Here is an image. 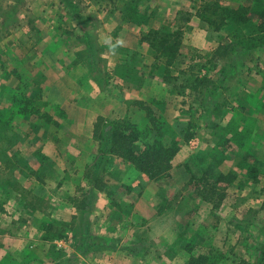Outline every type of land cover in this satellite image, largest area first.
<instances>
[{"label": "rangeland", "instance_id": "obj_1", "mask_svg": "<svg viewBox=\"0 0 264 264\" xmlns=\"http://www.w3.org/2000/svg\"><path fill=\"white\" fill-rule=\"evenodd\" d=\"M214 3L242 5L251 18L264 9V0H0V264H59L64 246L47 242L40 230L44 222L69 228L48 215L51 207L58 209L55 202L74 196L84 203L96 179L108 182L116 197L131 179L147 182L128 162L103 153L106 127L100 139L91 128L78 138L73 133L75 118L86 123L88 110L106 122L131 116L144 126L145 111L130 106L135 100L162 119V141L180 146L170 176L148 188L164 213L162 229L136 235L148 247L157 242L164 264H187L190 254L208 255L207 264H264V168L255 184L238 164L247 152L264 161V45L252 47L264 34L252 33L253 22L239 29L232 22L214 27L195 15ZM127 6L136 8L142 24L125 17ZM152 27L181 32L169 82L163 80V61L142 40ZM220 42L230 43L228 51L210 59ZM201 71L212 83L194 92L190 79ZM77 79L79 113L69 111L75 97H68V113L41 103L46 86ZM32 107L39 114H20ZM42 113L51 116L49 123ZM189 122L194 125L188 129ZM236 128L248 135L228 145ZM187 129L196 135L185 142ZM204 172L217 193L225 188L218 207V194L205 202L196 190ZM228 173L234 176L230 183L219 180ZM66 175L60 189L57 182ZM121 203L112 207L121 216L124 208L134 209ZM120 215L116 224H122ZM63 235L73 247L77 238ZM117 235L122 239V230ZM179 249L185 255L175 256Z\"/></svg>", "mask_w": 264, "mask_h": 264}, {"label": "trees", "instance_id": "obj_2", "mask_svg": "<svg viewBox=\"0 0 264 264\" xmlns=\"http://www.w3.org/2000/svg\"><path fill=\"white\" fill-rule=\"evenodd\" d=\"M130 20L137 21L136 23L142 24V18L138 19V13L136 8L126 7L124 13ZM246 9L240 5L236 8L223 7L219 4L206 5L203 4L200 9L195 12V15L200 18L202 21H205L207 24L214 27L218 25H224L227 23H234L235 28L239 29L244 24L251 25L255 34H264V9L256 11L252 18L247 16ZM134 18L136 20H134ZM215 19L220 20V24H216ZM239 27V28H238ZM258 39V38H257ZM142 40H145L149 46L154 50V57L157 60H162L163 64V80L169 82L174 78L172 75V69L176 63L177 58L180 56L182 48L181 32L180 29L175 31H170L165 27L160 29L150 28L146 34L142 37ZM255 41V38H253ZM259 42H255L252 47H259L264 45L263 37L261 36ZM230 43L220 42L211 53V58L221 57L228 51V46ZM191 66V65H190ZM181 73H185L183 70ZM192 75V74H190ZM190 79V78H189ZM187 79L186 81H188ZM190 89L194 92L201 91V87H206L212 83L210 81L208 74L204 71L199 72L194 77L192 76ZM216 92L215 88H212L211 93ZM18 93V92H17ZM18 95V94H17ZM20 95V94H19ZM25 103L33 104L31 100L27 99ZM129 106V105H128ZM130 106H136L145 111L146 114V124L142 127L132 121V117H127L123 119H115L111 122H106L102 118H97L93 125V138L100 139L101 131L103 127L107 128L108 138L105 140V148L103 153L110 154L114 157L120 158L128 162L136 171L144 174L148 179L153 181H158L163 178L170 176V171L173 168L174 159L180 149V146L177 144L169 143L165 144L162 141L163 134V122L162 119L153 115V110L146 105L145 101L135 100L130 103ZM39 114V110L36 107L30 109H23L20 114ZM132 113V112H131ZM41 117L45 118V121L49 123L51 121V116L42 113ZM191 122L188 123V129L193 126ZM187 131L184 134V141L188 142L195 137L194 132ZM226 129V127H225ZM247 131H241L238 128L234 130L232 136L230 137L231 143L235 141L242 143L245 140ZM239 166L245 170L243 175L246 177V180L251 179L253 183L258 184L260 182V167L264 168V161L256 159L252 153L247 152L245 155L240 157ZM208 174L206 172L198 180V185H196V190L199 191V194L202 196V199L205 202H211L215 194H218L217 202L214 204V207L221 205L222 201L226 197L225 188L223 191L217 193L214 185L205 182ZM232 174H223L219 176V180L227 179L229 183L233 180ZM202 184V187L200 186ZM105 183L100 179H96L93 182V187L99 191H102L105 188ZM83 203L79 204V208L83 207ZM73 223L70 222L69 226H72ZM41 228L44 230V238L48 239L51 236L57 238H63L64 235L59 231L58 227L54 226L52 222H44ZM187 250L190 252L192 250L191 246L187 247ZM192 252V251H191ZM260 259L264 258V248L261 249ZM208 255L199 254L193 256L190 254L187 264H207ZM215 259L210 264H215ZM240 264H249L245 261H240Z\"/></svg>", "mask_w": 264, "mask_h": 264}, {"label": "crops", "instance_id": "obj_3", "mask_svg": "<svg viewBox=\"0 0 264 264\" xmlns=\"http://www.w3.org/2000/svg\"><path fill=\"white\" fill-rule=\"evenodd\" d=\"M59 81L61 85L65 84L66 86H61L60 84H54L52 87L46 86L42 91L41 103L48 106H57L59 111L68 113L67 106H65L69 102L68 97H75L77 100L76 106L73 105L69 111L77 108L74 111L79 113V80L77 79L71 83L65 80ZM49 89H51L52 93L47 91ZM68 89H70L69 94ZM86 112L88 113L86 123H79V118H75V127L78 130L73 131V133L77 138L84 133L85 129L91 133L96 121V116L90 110ZM89 128H91L90 131L88 130ZM51 146L55 150V146L53 144ZM108 156L114 160L122 161V159L110 154ZM68 179L66 175L64 179L62 178V180L57 182L60 189L66 186ZM131 180L126 183L128 186L125 194H121L118 197H116V193H113V188H110L108 182L105 181L106 185L102 191L94 187L90 189V193L87 196L85 195L83 207L79 208L77 198L74 196L61 198L59 204L55 202L58 209L51 207V214L48 215L63 223L68 222L70 224L72 222L73 225L69 226L65 232L61 227H58V229L62 234L65 233L67 235L69 233V239H72V236L77 238L75 244L72 243L74 244L73 247H71V244H64L67 237L65 235L63 238L55 236L48 238L51 240V244H58L59 247L64 246L66 250L65 255L59 259V264H164V253L158 252L159 246L157 242L152 247H148L136 235V233L139 234L144 231L154 232L162 229L159 224L163 221L162 216L164 213L157 210L155 207L156 201H154L156 197L148 192V188L152 187L153 180L147 179L144 184H140L139 180ZM30 191V189L27 190V194L32 197ZM13 192V196L16 197V189ZM120 202L127 205L133 204L134 209L127 210L124 208L122 214L125 215L121 216L115 209H112L113 204H120ZM115 215H120L122 224H116V221H114ZM133 220L139 224H133ZM40 230L44 236V230L42 228ZM121 230L123 232L122 239L117 235ZM48 239L46 240L50 243ZM184 253V250L179 249L175 256L185 255ZM173 263H175V260H173Z\"/></svg>", "mask_w": 264, "mask_h": 264}]
</instances>
